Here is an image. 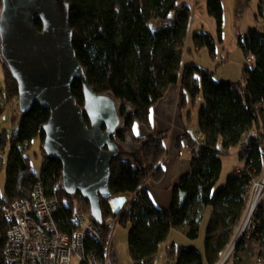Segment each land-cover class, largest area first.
<instances>
[{
  "label": "trees",
  "instance_id": "16d2710c",
  "mask_svg": "<svg viewBox=\"0 0 264 264\" xmlns=\"http://www.w3.org/2000/svg\"><path fill=\"white\" fill-rule=\"evenodd\" d=\"M180 0H66L70 5V25L76 58L85 69L86 78L100 95H109L116 101L121 125L112 140L126 148L111 164V190L113 197L127 196L128 204L116 215L109 202L101 199L103 223L98 226L102 240L89 238L90 249L103 256L109 245L110 264H119L113 246L114 229L108 220L116 221L128 230L130 257L134 264H155L160 247L169 239L171 231L182 232L186 238L197 240L206 211H211L207 225L204 253L187 246L168 252L169 264H219L232 244L248 209L247 183L250 175H260L264 168V31L251 30L240 40L245 58L253 57V65L245 68L244 83L217 82L214 74L197 64H183L185 40L189 33L192 9ZM2 0H0V11ZM176 13V15H174ZM210 17L217 20L220 33L223 7L220 0L208 3ZM174 16V17H173ZM42 30V23H35ZM198 49L207 45L211 55L215 48L211 38L195 35ZM6 90L0 93V117L8 107L18 103V83L1 58ZM180 87V104H186V95L196 99L202 95L199 111V131L204 145L195 155L198 143L185 130L176 141L180 151L187 144L192 154L191 171L174 187L173 203L169 209L157 208L150 200L144 185L159 182L164 175L162 164L168 158L169 132H160L147 138L136 137L134 127H150L153 107L166 96L169 87ZM72 92L80 106H84L81 81L76 80ZM182 106V107H183ZM20 129L8 139L0 134V158L6 159V186L0 190V216L7 204L18 198H31L35 186L44 185L49 195L56 192L65 202L62 224L66 228L74 212L90 215L91 204L80 194L70 196L63 189L62 164L48 158L41 149V168L36 170L28 153L35 141L44 144L43 128L50 119V111L41 105L21 114ZM85 121L88 125L87 116ZM247 137L253 148L254 162L248 174L232 173L226 186L214 192L221 177L223 156L237 152L242 139ZM220 140L222 147L219 148ZM140 148L138 160L133 148ZM6 149L8 154L6 155ZM128 149V150H127ZM240 160V156H239ZM134 161V162H133ZM0 264L7 228L2 223ZM251 231L235 245L232 256L235 264H257L264 259V206L253 215ZM256 245L253 254L250 246Z\"/></svg>",
  "mask_w": 264,
  "mask_h": 264
},
{
  "label": "water",
  "instance_id": "95a60500",
  "mask_svg": "<svg viewBox=\"0 0 264 264\" xmlns=\"http://www.w3.org/2000/svg\"><path fill=\"white\" fill-rule=\"evenodd\" d=\"M69 13L66 0H2L0 53L18 83L20 113L36 104L50 111L43 149L62 164L64 191L86 199L91 217L102 224L101 199L116 215L129 202L111 190V164L122 154L112 137L122 123L116 101L90 87L76 58ZM76 80L83 84L84 106L72 92Z\"/></svg>",
  "mask_w": 264,
  "mask_h": 264
},
{
  "label": "rangeland",
  "instance_id": "374dc122",
  "mask_svg": "<svg viewBox=\"0 0 264 264\" xmlns=\"http://www.w3.org/2000/svg\"><path fill=\"white\" fill-rule=\"evenodd\" d=\"M210 0H180L178 2V7L183 5L189 6L192 9L191 22L189 26V33L185 40V49L183 55V64H190V62L197 64L200 68H203L214 74V79L217 82L229 81L232 83H244L245 81V68L247 65H253V62L245 58L244 52L240 47V40L245 38V36L251 30L264 31V0H220L223 7V23L220 33L218 22L213 17H210L208 13V3ZM176 15V13L174 14ZM174 17V16H173ZM204 33L211 38L215 48V55L212 56L210 49L207 45L198 49L196 43L194 42L195 35L198 33ZM6 83L5 75L2 69V64L0 62V93H5ZM1 96V95H0ZM190 97V96H189ZM204 98L202 95L196 97V99L189 98L188 105L184 107V104L179 105V109L183 106L184 111H186L185 119L190 115V127L191 132L195 134L197 139L199 136L195 131L196 125L198 123L200 107L203 105ZM18 103L12 108L8 107L4 115L0 117V134L6 133L8 139L15 135L20 129L21 116L18 111ZM188 121V120H187ZM43 146L38 139L35 141L31 147V151L28 153V157L31 160L33 167L39 171L41 168V147ZM121 151L127 153L126 148L120 145ZM188 146H185L184 154L187 153ZM128 150V149H127ZM8 149H6V155L8 154ZM133 151L137 154L138 160H135L134 164L137 166L139 159H141L140 148H133ZM128 154V153H127ZM127 158L132 156L128 155ZM133 159V158H131ZM222 162L224 163L221 177L215 185L214 192L222 189L226 186L227 180L231 173L238 167L241 163L237 152L232 150L228 156L222 157ZM6 159L0 158V190L4 192L6 186ZM210 211V210H209ZM247 211L245 214V219L242 225L239 227L236 234L235 240L239 237L242 232V228L245 226L247 221L246 218ZM208 218H205V222L201 225L200 236L197 240H190L188 237L184 236L181 232L173 230V238L169 240L167 244H163L158 252V257L155 264H168L169 258L167 255V248L176 244L178 247H194L201 252H204L205 239L207 235L206 227L209 222ZM251 222L245 227L246 231L244 234L251 231ZM114 245L116 248V255L118 257L119 264H134V260L130 257L129 245H128V231L121 225L116 226L114 229ZM232 246L226 251L227 255L230 253ZM233 252L226 263L230 264L232 260ZM225 263V264H226ZM73 264H79L76 259Z\"/></svg>",
  "mask_w": 264,
  "mask_h": 264
},
{
  "label": "built area",
  "instance_id": "2783aa9c",
  "mask_svg": "<svg viewBox=\"0 0 264 264\" xmlns=\"http://www.w3.org/2000/svg\"><path fill=\"white\" fill-rule=\"evenodd\" d=\"M249 61L253 62V57ZM204 144L202 138L193 146L196 156ZM252 149L248 138L244 137L237 150L241 166L235 174H248L247 171L254 164ZM247 185V221L238 238L243 237L253 215L264 206V168L258 176L251 174ZM65 205L56 192L49 195L41 183L34 187L31 198H18L7 204L2 215L7 228L3 248L4 264H73L76 259L79 264H110L111 245L103 256L88 247L89 238L96 243L102 240L91 215L74 212L70 227L61 225ZM106 224L113 229L117 226L114 220H108ZM234 248L235 245L219 264L226 263Z\"/></svg>",
  "mask_w": 264,
  "mask_h": 264
},
{
  "label": "crops",
  "instance_id": "0c3cea01",
  "mask_svg": "<svg viewBox=\"0 0 264 264\" xmlns=\"http://www.w3.org/2000/svg\"><path fill=\"white\" fill-rule=\"evenodd\" d=\"M169 88L170 89L168 93L166 94V96L159 102V104H157L151 110L152 113L150 116V122H151L150 127L147 128L141 124H137L134 127V134L136 135L137 138L138 137L147 138L151 135H158L160 134V132H169L170 134V138L166 142L169 156L162 164L164 168L163 178L159 182L151 180L147 182L143 188L149 194L150 200H152L154 205L159 209H169L171 207L173 200H174L173 199V193L175 189L174 187L184 177V175L190 173L191 171V161H192L191 151L188 148L187 153L184 154V149L187 144H185L182 147V149L178 151L176 149V144H177L176 141L184 135L185 130H187L192 135L193 139L195 138V134L192 133L191 128H189L190 127L189 125L192 121L190 120V115L187 118L188 120L187 121L185 119L187 110L184 111L183 107L179 109V105L181 102L180 87L178 85H172ZM186 98L187 100H186V104L184 107L188 105V101L190 98L189 95H186ZM198 125H199V121L195 128V131L197 132V135L199 136L197 138V141L203 138L202 136H200ZM221 147H222V141L220 140L219 148ZM237 155L239 157L238 152H237ZM236 169L232 173H235ZM204 213H205V217L203 220H205L206 217L208 218V216L210 218L211 211H209V209L208 211ZM2 223H3V219L0 216V244L2 242L1 240L2 239V229H1ZM113 235H114V232H113ZM171 238H173V232L171 233L169 239L164 244H167ZM114 240H115V235L113 237V246L115 247ZM179 248L181 247H178L176 244H173L172 247L167 248V255L171 249L176 250ZM250 248H251V251H253V254L257 252V247L255 244L251 245ZM201 253L205 254L204 252H201ZM234 262H235V259L232 258V260H230L229 263L235 264ZM257 264H264V259H261Z\"/></svg>",
  "mask_w": 264,
  "mask_h": 264
}]
</instances>
